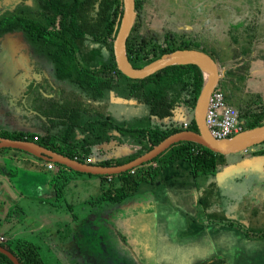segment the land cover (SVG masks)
Returning a JSON list of instances; mask_svg holds the SVG:
<instances>
[{
  "label": "trees",
  "instance_id": "16d2710c",
  "mask_svg": "<svg viewBox=\"0 0 264 264\" xmlns=\"http://www.w3.org/2000/svg\"><path fill=\"white\" fill-rule=\"evenodd\" d=\"M142 3V0L135 1L136 12ZM39 7L41 19L38 21L19 13L0 20V36L5 32L23 31L34 52L45 56L42 59L48 70L47 81L33 93L30 112H5L7 127L0 128V137L33 141L81 162L115 166L139 157L171 134L197 130L193 117L187 126L176 117L181 105L187 109L185 114L195 107L203 86V75L197 65H170L141 79L130 78L118 70L113 40L123 13L122 0H40ZM261 17L256 13L251 21L241 18L235 24L230 22L227 44L217 40L218 47L207 42L199 31L185 26L169 25L160 33L140 34L136 19L126 41L127 56L133 66L142 67L177 49H200L209 53L223 68L220 85L225 100L238 109L243 129L255 128L264 124L263 101L259 94H249L245 89L252 45L263 36ZM121 114L137 117L127 122L118 118ZM13 122L31 129L13 128L10 126ZM112 141L127 145L132 151L95 159V147ZM222 159V154L200 144L181 141L139 166L103 175L106 182L100 194L90 201L92 204L119 203L135 195L143 184L151 190L159 183L162 170L178 168L182 162L188 165L198 189L201 182L207 184L201 188L203 193L198 194L197 219L208 220L216 217L211 207L214 190L210 179ZM73 172L59 165L55 180L61 197V189ZM0 246L19 264H45L31 242L18 239L0 242ZM132 254L136 264H143ZM225 262L224 257L217 255L199 264ZM0 264L15 263L0 251Z\"/></svg>",
  "mask_w": 264,
  "mask_h": 264
},
{
  "label": "crops",
  "instance_id": "0c3cea01",
  "mask_svg": "<svg viewBox=\"0 0 264 264\" xmlns=\"http://www.w3.org/2000/svg\"><path fill=\"white\" fill-rule=\"evenodd\" d=\"M262 38L263 36L255 39L252 45L246 83L248 80H259V83H262V85H258L259 89H255V92L250 90L251 94L255 93L260 95L264 105V49H260L258 52L256 50ZM246 92L249 93L248 91ZM97 149L103 151L100 156L119 155L117 152L113 153L106 145L98 146L96 150ZM248 151L250 152L251 150H247L244 153H248ZM262 151H264V147L262 150L255 151V153L253 152V156L250 157L240 156L242 153L232 154L230 157H233V159L223 156L217 168V172L210 179L213 182L212 187L214 190V196L211 200L212 210L216 212L224 210V208L228 210L230 205L243 202L245 212L243 210L244 221L242 225L247 232H259L262 228L264 229V152ZM0 159V223L7 222L9 229V232H0V234H5L8 240L23 238L34 243V240L21 235L20 230L10 232L11 228L15 227V221L20 220V218L9 216V212L14 210V212L18 211L24 214L25 210L22 205H24V201L29 198L40 203H54L55 201H53V198H57L55 179L59 172V165L61 164L52 162L54 164L53 169H48L47 163L51 161L44 160L26 151L17 150V148L13 149L8 146L0 148ZM37 161H41L42 164ZM237 169L247 173L249 172V175H246L245 178L252 176L254 179L252 183V190L254 193L250 196L249 200L237 201L233 193L234 188L232 183L235 182V179H233L232 175L235 174ZM13 172H16L17 175L12 176ZM74 172L71 173V178H74V176L77 177V175H79V177L87 175L88 178H84L86 182H94V178L96 179V184L98 181L101 182L102 185L103 182H106V178L102 177L103 175ZM159 179V183L153 186L149 191L151 193V198H148L149 201H141V199L130 201L131 199L127 198L119 202L121 206L116 207L119 213L118 216L114 218L115 225H105V220L101 216L98 217L99 220H93L91 217L90 219L93 221L92 222L87 216L78 218V215L72 212V216L67 217H61L56 214L55 223H51L48 220L38 223L37 229L28 227L31 229L30 232L36 233L35 235L41 236V238L42 234L44 236L50 235V237H52V235L58 236L57 238H52V242L54 241V243L57 244V247H55L57 254L59 251H76V245L78 248L82 246L84 250L88 251L92 249V246H100L102 253H106L107 260L111 261L112 264H136L132 253L139 259L138 246L140 247V244H142V239L147 240L148 245L150 243L155 245V248L152 249L155 255L157 249L156 245L158 244L159 251H163L164 254L161 258L163 260L166 254L165 252H167L165 250H170V248H168V242L164 238L166 235H169L167 232V229H170L168 220H171L170 214L176 212L175 208H178L179 212L183 214L181 217L185 216L184 218L188 220L189 223H195L194 225L198 229L197 233L194 234L192 231L190 232L189 227L185 228L184 226L182 230L183 234L182 231L181 234L187 236H180L179 239L176 237L179 242L182 241L183 246L188 245L189 242L191 245H195L191 248L187 247L183 249L184 253L187 252L188 258L185 257L186 261L182 264H199L211 260L213 257L221 255L222 252L226 251H237L243 256L250 255L252 257L254 250L258 249L256 244L264 242L258 240L259 236L249 238L244 235H239L236 228L233 227L234 223H230V226L225 225L229 219L227 215L219 214L220 216H213L214 218H211L213 221L211 219L199 221L196 218L198 194L203 193L201 188L207 187V184L201 182V187L198 189L186 163L180 162L178 168L167 167L161 171ZM36 185H41V187H43V192L39 193V191H36ZM159 191L160 196L158 195ZM43 193H45V195H42ZM219 193L222 199L219 200V204H216L213 200H215L216 195ZM225 193L227 199L224 196ZM40 197H44V199ZM243 197L245 198V196ZM62 198H65L64 191L62 192ZM91 198L86 197L84 200V202H87V204L89 203L91 207H94V205L108 204L104 202L92 204L90 201ZM171 198L174 201L171 202ZM225 200H231L233 203H225ZM235 209L236 208L231 207L232 212ZM112 212L113 210L111 209L108 213L110 214ZM193 215L196 220L192 218ZM146 217H148V220H144ZM164 218H166L167 222ZM31 219L34 225L37 224L38 220L36 217H32ZM139 228L141 229L139 230ZM263 229L261 231H263ZM145 231H148L150 238L137 236ZM168 231L171 232V230ZM171 233L173 234V232ZM176 233H178L177 230ZM43 240H45L47 245L51 246L52 242H50L49 239L48 241L43 237ZM197 244L199 246H196ZM109 248H112V251H118L120 253L117 263H113L112 254L107 251ZM215 250L221 253L217 254ZM150 257L155 259V261L160 260L153 254L151 256L148 255L147 259ZM81 260L83 261V258ZM254 260L256 259L254 258ZM82 263H84V261Z\"/></svg>",
  "mask_w": 264,
  "mask_h": 264
},
{
  "label": "rangeland",
  "instance_id": "374dc122",
  "mask_svg": "<svg viewBox=\"0 0 264 264\" xmlns=\"http://www.w3.org/2000/svg\"><path fill=\"white\" fill-rule=\"evenodd\" d=\"M141 9L136 12L137 23L139 24L138 31L140 34L148 35L151 32H162L165 26L177 25L185 26L187 29H194L201 33L202 36L206 39L214 47H218L216 41H220L222 45L227 44L228 36L227 29L229 28L230 22H238L241 18L248 19V21L258 13L262 15V19H260L261 24L264 25V0H142ZM18 2V1H16ZM248 9V12H247ZM14 10V8L12 9ZM250 15V16H249ZM245 17V18H244ZM263 30V38L261 39V43L257 46V52L260 49H264V29ZM0 48V128L7 127V121L4 119L3 115L5 112L9 111L14 114H22L25 112H30V105L33 98L34 91L40 90L43 83H45L46 78H48V70L46 66H44L43 59L45 56L42 54H36L32 48L28 47L24 42L21 36H7L1 43ZM30 53H29V50ZM33 51V52H32ZM89 52V50H86ZM43 57V59H42ZM46 62V61H45ZM220 65V64H219ZM222 69L221 66H219ZM257 82V83H255ZM259 80L250 81L248 80L246 83V91L249 93L255 92V89H259L258 85H262L259 83ZM251 89V90H250ZM233 106V105H232ZM187 109L185 105H181L179 109L176 110V117H178L181 123H189V120L193 117L194 109L191 113L185 114ZM143 113V112H142ZM120 119H125L127 122H132L134 118L137 116L132 114L131 116L126 115H117ZM142 123H145L142 121ZM13 128L18 129L19 127L22 129H31L29 126L22 124L18 125L13 122L11 124ZM19 126V127H18ZM2 143H0V148L4 147ZM108 148L113 152H117L119 155L128 154L132 151V148L124 145L117 144V142H111L108 145ZM263 145L251 147L248 153L240 152L237 154H241L240 156H253V152L258 150H262ZM97 148V147H95ZM94 148V149H95ZM102 150L95 149L94 158L100 159V154H102ZM224 156L233 159L232 154H226ZM2 158V157H1ZM4 158V157H3ZM31 158V157H29ZM1 160V159H0ZM42 164L41 161H37ZM153 166H156L154 163ZM17 173L13 172L12 176H16ZM246 175H249V172H244L239 169L235 171V174L232 175L235 182L232 183L234 188L233 193L235 194V198L237 201L249 200L250 196L254 193L252 190L253 178L250 176L249 178H245ZM84 178H88L87 175H79L71 178L69 182L61 189L64 191L65 198L60 196V191L57 189V198L54 197V203H40L35 201L32 198H29L24 201L25 212L20 213L18 211L9 212V216L20 218V220L15 221V227L11 228L10 232H15L20 230V234L25 237L34 240L33 243L38 250V254L40 258L43 260L45 264H112L111 261L107 260L106 253H102V249L100 246H92L90 251L84 250L82 246L79 248L77 245L75 246L76 251L67 250V251H59L58 254L55 251V247L57 244L52 242V238H57L58 236L50 235L41 236L35 235L36 233L30 232L31 229H37L38 223H42V221H50L51 223H55L56 214L61 217L72 216V212L78 215V218L88 217L89 219L92 217L93 220H97L99 216L104 218L105 225H115L114 218L118 216L116 207H120V203H112V202H104L108 204L103 205H94V207L90 206L89 203L84 202L87 198H95L100 194L101 182H97L94 178V182H86ZM255 178V176H254ZM150 186L147 184H143L139 191L129 198L132 200L141 199V201H147L148 198H151ZM36 191L39 193L43 192V187L41 185H36ZM230 193V192H229ZM37 196H41L35 194ZM42 195H45L43 193ZM160 196V191L158 192ZM231 195V193H230ZM227 199L226 193L224 194ZM245 196V198L243 197ZM44 199V197H40ZM222 199L220 193L216 195L215 200H213L216 204L220 203L219 200ZM186 200V199H185ZM184 200V201H185ZM149 201V200H148ZM174 201L171 198V202ZM225 203L232 204L231 200H225ZM243 202L232 204L224 210L215 211L216 216H220L219 214H224L228 216V221L226 222L230 226V223H234L233 227L236 228L239 235H244L249 238L259 236L258 240L264 241V231H256V232H247L245 227H243L242 222L244 221L243 214L245 209L243 208ZM150 204V203H149ZM108 205V206H107ZM178 206V205H177ZM214 206V205H212ZM150 207V206H149ZM179 207V206H178ZM232 208H236L233 212ZM113 210L112 213H108L110 210ZM176 212H173L171 215V220H168L170 225V229H167L169 235L165 236V240L168 242V248L170 250H165L164 261L161 259L163 257V251H159L158 244L156 245V255L153 248L155 245L151 243L148 245V241L145 239L141 240L140 247L138 246V256L139 260L143 264H182L186 261L185 257L188 258L187 252L184 253L183 249L189 247H193L195 245H191L190 242L188 245L182 244V241L179 242L177 239L182 237H186L187 235L183 234V227H189L190 232L197 233V228L195 227V223H189L184 217H181L183 214L179 212L178 208H175ZM244 210V212H243ZM113 214V216H112ZM24 217V218H23ZM32 217H36L38 220L37 224L34 225L32 222ZM45 218V219H44ZM148 217L144 218V220H148ZM193 219L195 216L193 215ZM197 218V217H196ZM91 220V219H90ZM99 220V219H98ZM150 220V219H149ZM166 220V218H164ZM196 220V219H194ZM92 221V220H91ZM80 222V220H79ZM93 222V221H92ZM167 222V220H166ZM29 226V227H28ZM102 226V225H100ZM210 226V224H209ZM210 228V227H209ZM141 228H139L140 230ZM181 229V230H180ZM147 230V229H145ZM168 230H171L169 232ZM176 230L178 233H176ZM264 230V229H263ZM182 231V234H181ZM0 232L6 233L9 232L7 222L0 223ZM141 232V231H140ZM246 232V233H245ZM171 233V234H170ZM175 233V234H174ZM33 234V235H31ZM138 237H149L150 235L148 231L143 232ZM157 236V234H156ZM2 238L1 242H15L18 239H22L28 241L23 238H18L14 240L6 239L5 234H0ZM43 237L47 240L49 239L51 243L47 245ZM98 237V236H97ZM177 237V239H176ZM98 239V238H97ZM48 240V241H49ZM157 240V239H156ZM30 243V241H28ZM158 243V242H157ZM97 244V243H95ZM185 244V243H184ZM205 244V243H204ZM98 245V244H97ZM257 250H254L252 257L250 255L244 256L237 251H226L220 252L216 251L217 254H220L225 259V264H264V242L257 243ZM142 246V247H141ZM196 246H199L198 244ZM256 249V248H255ZM146 250V251H145ZM236 250V248H235ZM107 251L111 252L113 263L118 261L119 252L112 251V248H109ZM154 255L157 259H153L150 257L147 259L148 255ZM59 255V256H58ZM83 258V261L81 260ZM254 258L256 260H254ZM157 262V263H156Z\"/></svg>",
  "mask_w": 264,
  "mask_h": 264
},
{
  "label": "water",
  "instance_id": "95a60500",
  "mask_svg": "<svg viewBox=\"0 0 264 264\" xmlns=\"http://www.w3.org/2000/svg\"><path fill=\"white\" fill-rule=\"evenodd\" d=\"M135 1L136 0H122L123 13L118 31L113 40V55L116 66L124 75L130 78L141 79L170 65H197L203 75V86L197 98L193 114V120L197 130L185 129L171 134L146 153L129 162L115 166H103L81 162L28 140H13L0 137V143L8 147L26 151L44 160L64 165L77 172L92 175H113L148 162L168 149L171 145L181 141H190L200 144L223 156L226 154L245 152L251 147L264 142V124L255 128L244 129L230 138L221 140L214 138L209 133L205 124V111L210 94L223 77V70L219 67V63L209 53L200 49H177L163 54L142 67H135L131 64L126 52V41L136 20L137 13L135 10ZM0 251L6 253L15 264H19L15 257L1 246Z\"/></svg>",
  "mask_w": 264,
  "mask_h": 264
},
{
  "label": "built area",
  "instance_id": "2783aa9c",
  "mask_svg": "<svg viewBox=\"0 0 264 264\" xmlns=\"http://www.w3.org/2000/svg\"><path fill=\"white\" fill-rule=\"evenodd\" d=\"M205 124L209 133L219 140L230 138L244 130L239 120L238 109L225 100V94L220 83L210 94L205 111ZM184 126H187V123H184ZM47 167L53 169L54 164L48 162ZM1 241L2 238L0 237Z\"/></svg>",
  "mask_w": 264,
  "mask_h": 264
},
{
  "label": "flooded vegetation",
  "instance_id": "af4514ba",
  "mask_svg": "<svg viewBox=\"0 0 264 264\" xmlns=\"http://www.w3.org/2000/svg\"><path fill=\"white\" fill-rule=\"evenodd\" d=\"M39 5H40V0H0V20L9 17L15 13H19L26 19H33L38 21L39 19H41L40 14L38 12L40 9ZM13 8L14 10H12ZM7 36H18V37L21 36L24 42L27 44V46L32 48L29 45L26 39V35L24 34L23 31L3 33V35L0 36V48L2 46L1 45L2 41L6 39Z\"/></svg>",
  "mask_w": 264,
  "mask_h": 264
}]
</instances>
